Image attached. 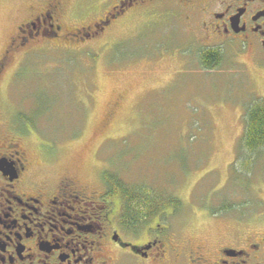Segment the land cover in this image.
<instances>
[{"label":"rangeland","instance_id":"rangeland-1","mask_svg":"<svg viewBox=\"0 0 264 264\" xmlns=\"http://www.w3.org/2000/svg\"><path fill=\"white\" fill-rule=\"evenodd\" d=\"M32 1L0 0V59ZM203 45L180 6L161 5L76 46L13 50L0 71L3 129L43 153L53 178L69 171L102 184L117 174L178 199L160 216L176 235L214 242L264 229V149L249 154L241 143L246 108L264 102V51L225 46L208 70Z\"/></svg>","mask_w":264,"mask_h":264},{"label":"flooded vegetation","instance_id":"flooded-vegetation-1","mask_svg":"<svg viewBox=\"0 0 264 264\" xmlns=\"http://www.w3.org/2000/svg\"><path fill=\"white\" fill-rule=\"evenodd\" d=\"M161 5L180 6L205 48L264 51V0H33L0 71L13 50L49 41L76 46ZM1 117L0 264H264V229H231L211 242L176 235L162 213L148 222L130 218L104 178L81 184L69 171L50 176L44 154L27 151ZM140 231L144 240L126 237Z\"/></svg>","mask_w":264,"mask_h":264},{"label":"trees","instance_id":"trees-1","mask_svg":"<svg viewBox=\"0 0 264 264\" xmlns=\"http://www.w3.org/2000/svg\"><path fill=\"white\" fill-rule=\"evenodd\" d=\"M222 52L214 48H204L199 53V64L202 68L212 70L219 66ZM244 130L241 143L249 154L264 149V102L255 100L246 108L244 113ZM251 161H243L242 166L248 169ZM109 187V193L122 200L125 211L129 212L130 218H144L146 222L158 213L170 207L177 210L180 201L173 196L168 200L153 191L138 185L124 182L117 174H105L103 176ZM153 193V194H152ZM137 212V213H134Z\"/></svg>","mask_w":264,"mask_h":264}]
</instances>
